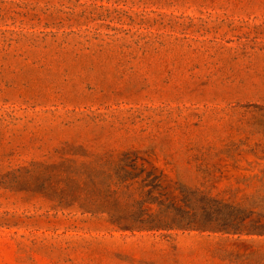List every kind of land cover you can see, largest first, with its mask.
<instances>
[{"label": "rangeland", "instance_id": "rangeland-1", "mask_svg": "<svg viewBox=\"0 0 264 264\" xmlns=\"http://www.w3.org/2000/svg\"><path fill=\"white\" fill-rule=\"evenodd\" d=\"M0 264H264V0H0Z\"/></svg>", "mask_w": 264, "mask_h": 264}]
</instances>
